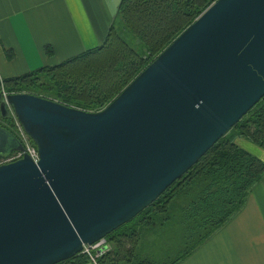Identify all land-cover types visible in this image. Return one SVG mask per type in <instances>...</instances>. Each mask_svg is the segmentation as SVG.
Segmentation results:
<instances>
[{
    "label": "water",
    "instance_id": "95a60500",
    "mask_svg": "<svg viewBox=\"0 0 264 264\" xmlns=\"http://www.w3.org/2000/svg\"><path fill=\"white\" fill-rule=\"evenodd\" d=\"M264 95V0H215L105 107L0 92L36 146L0 164V264H56L125 224ZM0 125V157L22 151Z\"/></svg>",
    "mask_w": 264,
    "mask_h": 264
},
{
    "label": "trees",
    "instance_id": "16d2710c",
    "mask_svg": "<svg viewBox=\"0 0 264 264\" xmlns=\"http://www.w3.org/2000/svg\"><path fill=\"white\" fill-rule=\"evenodd\" d=\"M214 1L120 0L119 31L114 20L101 44L59 63L4 78L0 92L3 88L8 93H29L84 111H99L154 59L152 55L162 51ZM135 39L138 49L130 46ZM1 120L5 122L7 117ZM0 125L11 132L8 124ZM232 129L264 149V95ZM263 174L264 161L223 135L150 205L106 235L111 249L97 263L150 264L138 256V228L157 225L167 229L164 225L171 222L183 245L179 256L167 263L174 264L237 212ZM186 187L193 191L179 192ZM158 218L162 219L156 223ZM86 260L79 252L56 264H84Z\"/></svg>",
    "mask_w": 264,
    "mask_h": 264
},
{
    "label": "crops",
    "instance_id": "0c3cea01",
    "mask_svg": "<svg viewBox=\"0 0 264 264\" xmlns=\"http://www.w3.org/2000/svg\"><path fill=\"white\" fill-rule=\"evenodd\" d=\"M120 0H0V81L53 65L102 43ZM264 161V151L238 137ZM138 256L144 259V226ZM162 236H147L150 244ZM156 239V240H155ZM174 264H264V174L241 207Z\"/></svg>",
    "mask_w": 264,
    "mask_h": 264
},
{
    "label": "rangeland",
    "instance_id": "374dc122",
    "mask_svg": "<svg viewBox=\"0 0 264 264\" xmlns=\"http://www.w3.org/2000/svg\"><path fill=\"white\" fill-rule=\"evenodd\" d=\"M115 22H116L115 23L116 29L119 31L121 26H122L121 25L122 23L120 21H118L117 18L115 19ZM130 42L131 43L133 42L132 45L130 44L131 47L138 49V47H136V45H138V42H139L137 39L131 40ZM157 55H152V57L155 58ZM1 89H3V88H1ZM5 94L7 95L9 93L5 91ZM5 117H7V120L4 122L3 120H1L2 117H0V122L2 124H5V125L8 124V126H10L11 132L19 140L18 127H17V123H16L17 120L15 118V115H14L12 108L8 105H7V114ZM226 136L229 137L232 141H234L237 145L242 147L243 144L240 142V140L237 141V138L242 137L243 139H245V137H243L241 134L239 135L234 129L231 128L226 133ZM247 141H249V140H247ZM259 148H261V147H259ZM243 149H245V148H243ZM245 150H247V149H245ZM260 151H264V149L261 148ZM248 152H250V151H248ZM250 153L253 154L252 152H250ZM253 155L256 156L255 154H253ZM256 157H258V156H256ZM0 163H1V159H0ZM183 191L185 192V191H193V190H192V188L189 189L188 187H186L185 189H182V188L179 189L180 193H182ZM158 219L159 220L156 223L160 222L162 218H158ZM139 226H142V225L139 224L138 227ZM164 227H166L167 229H161L157 225L153 226V227L151 226L149 228H144V261L147 259V260H149L150 264H167L170 261H172L173 259H175L177 256H179V254L183 250L181 236L179 234V230L177 229V227H175L171 222L165 224ZM138 230L140 232L141 227L138 228ZM164 233L166 234V236H162L161 238H159V240L155 239L156 241H154L153 245L150 244V242L148 240H146V238H145L147 236H154V235L158 236L159 234L164 235ZM139 240L140 239H138V242H139ZM110 245H111V243H110ZM128 245L129 244H127V242H126V247ZM84 264H92V263L89 260H86V262Z\"/></svg>",
    "mask_w": 264,
    "mask_h": 264
},
{
    "label": "built area",
    "instance_id": "2783aa9c",
    "mask_svg": "<svg viewBox=\"0 0 264 264\" xmlns=\"http://www.w3.org/2000/svg\"><path fill=\"white\" fill-rule=\"evenodd\" d=\"M1 93L4 97L6 96L5 91L3 89H1ZM16 120H17V118H16ZM16 123H17V127H18L19 140L21 142L23 150L11 152L5 158L0 157V159H1L0 164L8 163V162L14 161L16 159H19L20 157L23 156L24 153L28 154L34 162H36L38 160V153H37L36 146L34 145L32 140L30 139V137L24 132V130L22 129L18 120L16 121ZM110 249H111V245L105 237V238H101V239L95 241L92 244H83L82 250L80 253L85 255L92 264H98L97 258L99 256L103 255L104 253H106Z\"/></svg>",
    "mask_w": 264,
    "mask_h": 264
},
{
    "label": "flooded vegetation",
    "instance_id": "af4514ba",
    "mask_svg": "<svg viewBox=\"0 0 264 264\" xmlns=\"http://www.w3.org/2000/svg\"><path fill=\"white\" fill-rule=\"evenodd\" d=\"M0 117H5V116H1V115H0Z\"/></svg>",
    "mask_w": 264,
    "mask_h": 264
}]
</instances>
